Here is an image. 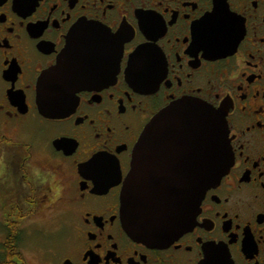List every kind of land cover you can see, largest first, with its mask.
Segmentation results:
<instances>
[{
    "label": "flooded vegetation",
    "instance_id": "af4514ba",
    "mask_svg": "<svg viewBox=\"0 0 264 264\" xmlns=\"http://www.w3.org/2000/svg\"><path fill=\"white\" fill-rule=\"evenodd\" d=\"M85 23L116 40L78 43L95 74L43 114L41 76ZM184 97L224 113L232 162L192 226L147 243L123 224L122 189L143 128ZM182 126L154 123L151 176L201 145ZM45 209L59 236L42 237ZM0 264H264V0H0Z\"/></svg>",
    "mask_w": 264,
    "mask_h": 264
},
{
    "label": "water",
    "instance_id": "95a60500",
    "mask_svg": "<svg viewBox=\"0 0 264 264\" xmlns=\"http://www.w3.org/2000/svg\"><path fill=\"white\" fill-rule=\"evenodd\" d=\"M99 40L108 44L115 42L116 36L93 23L81 24L69 34L56 64L42 74L39 82L37 98L43 114L65 112L74 101L75 92L82 88L80 84L74 85L78 81L72 82L79 76L86 78L95 74L83 62L91 54L81 51L77 45L79 42ZM142 50L138 48L134 55ZM80 82H84L83 79ZM173 122L180 127V131H184L179 135L182 139L188 138L187 128H183L182 124L195 123L198 131L196 140H200L201 145L197 148L186 140L185 147L180 146V151L185 152V165L164 168L161 171L164 177L159 180L151 176L152 169L148 166L149 146L157 130L153 125L159 123L164 128ZM168 136L171 137V134ZM231 162L222 111L195 98L184 97L157 112L143 128L133 147L131 170L122 189V220L128 234L147 243L159 244L187 230L194 222L205 190L220 179Z\"/></svg>",
    "mask_w": 264,
    "mask_h": 264
},
{
    "label": "rangeland",
    "instance_id": "374dc122",
    "mask_svg": "<svg viewBox=\"0 0 264 264\" xmlns=\"http://www.w3.org/2000/svg\"><path fill=\"white\" fill-rule=\"evenodd\" d=\"M41 219L40 222L42 225V237H44V232H47L46 234H48V230L53 231L54 236H59L61 233L60 227L58 228L59 224H60V217L58 214L54 213V215H50L46 209L44 210V212H42V214L40 215ZM58 228V229H57ZM50 234L52 232H49Z\"/></svg>",
    "mask_w": 264,
    "mask_h": 264
}]
</instances>
